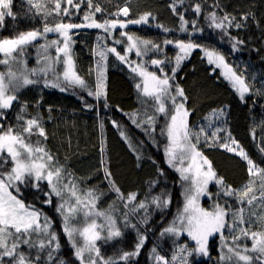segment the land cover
<instances>
[{"label": "trees", "instance_id": "obj_1", "mask_svg": "<svg viewBox=\"0 0 264 264\" xmlns=\"http://www.w3.org/2000/svg\"><path fill=\"white\" fill-rule=\"evenodd\" d=\"M37 3L41 5L40 10L34 7ZM77 4L79 8L76 7ZM173 4L176 5L175 12L171 7ZM196 4L201 6L199 14L195 12ZM97 5L102 9L101 12H95ZM124 7L129 8L127 17L122 13L115 15ZM10 8L12 15H6L0 24V39H11L27 31H43L45 23L49 27L60 22L86 24L91 21L84 20L85 14L93 12L94 19L101 23L105 19H119L127 23L128 20H137L145 13H151L147 23L127 24V27H117L110 33L97 28L72 29L69 35L75 70L86 81L87 88L66 86L63 80L56 81L53 73H49L47 77L37 73L30 76L37 83L11 91L9 95H16L17 100L10 108L0 109V125L4 131L10 127L19 131L28 119H40L45 136L38 135V130H35L30 137H26V142L45 148L55 158L56 164L64 170L63 183L72 181L78 189V195L83 197L84 193L93 191L98 197L95 200L96 210L111 215L122 233L114 239L101 237L96 241V247L104 259L112 258L116 264H156L151 254L155 247L157 253L171 264V257L180 245H187L190 250L195 249V241L186 232L178 237L171 234L161 236V232L183 209L187 183L181 180L180 173L176 171V167L184 165L177 163L176 167L170 166L165 155L169 141L166 131L162 134V130H166L170 115L174 112L172 101L165 98L168 116L158 113L155 101L143 95L141 89H137L136 85L142 84L143 78L133 68L142 65L158 76L163 77L166 74L171 77L172 68L177 67L175 57L180 51L175 42L191 41L201 45L193 49L179 64L175 78L170 81L172 89L169 96L176 94L177 85L183 89L187 99L177 97L176 103H183L188 111L189 129L199 132L204 128L207 133V136L203 133L200 135L197 150L211 162L217 177H222L225 185L242 189L249 181L247 161L237 154L239 149L237 152H229L220 145H231V141L227 139L230 134L249 158L260 168H264V152L260 150L264 148V84L258 85L264 83V0H92V8H89L88 0H73L71 5L67 0H61V9L67 8L68 14L62 11L52 12L54 0H32V3L29 0H11ZM212 12L218 17L225 14L235 17L233 26L226 25V31L212 27L208 18ZM181 14L188 21L185 25L186 31L181 30ZM245 14H249L247 20L243 19ZM192 21H196L195 26ZM235 23H240L242 27L236 28ZM121 32L134 38L150 40L159 45V50L153 49L142 56H137L135 50L125 52L128 41L121 36ZM232 37L243 41L236 45L235 50ZM52 40L63 39L47 33L46 37H39L37 43L32 42L25 46L22 54H15L16 58L23 59L28 69L42 68V57L52 56L56 52L54 47H50L45 53L40 46ZM117 40L122 43L117 44ZM165 41L173 43L167 44ZM113 47L126 56V61L119 60L110 52L101 61L99 52ZM205 48L223 55L225 62L237 74L244 76L251 92L245 94L243 101L220 71L205 60ZM154 59L164 63L153 65L151 61ZM98 63L103 65L105 77L104 94L99 97L88 94L89 91H96ZM61 66L58 65L59 71ZM161 68L163 72L160 71ZM0 73H3L2 63ZM46 79L53 83L58 82L60 86L46 87ZM61 87L66 90L61 91ZM221 109L223 114L220 113ZM20 116L23 117L22 120L18 119ZM149 116L154 117V125L146 123ZM133 118L136 123H133ZM217 129L221 131L217 132V138H213L211 134ZM121 132L124 136H121ZM192 142L196 143L195 139ZM186 162L187 160L184 164ZM11 167L7 153H0V173L9 172ZM105 167L111 173V181L120 189L119 194L111 187L110 180L105 178ZM37 183L38 188L35 186ZM18 187V193L10 189L13 195L25 205L39 210L41 223L45 216L51 221L50 231L56 234L60 245L53 253L52 261L48 260L47 248L39 249V241L47 240L44 234H33L30 240L36 246L21 244L18 251L28 256L33 264H60L61 260L64 264H80L75 256L76 249L63 230V216L57 210L64 201H68L65 204L66 210L68 206L75 204V200L67 192L63 194V199L55 195H45L50 193L46 180L37 182L34 178L26 179ZM207 191L212 195L202 197L200 205L203 208L211 210L214 203L219 202L229 209L227 223L231 226V213L243 207L244 223H238L235 231L226 227L223 230V241L219 233L213 234L208 239V255L193 251L192 255L187 256V264H235V259L222 261L221 255L228 252L229 247L236 248L237 245L240 249L245 246L251 248L250 236H241L239 241H234L233 237L240 236L241 229H247L249 234L264 232V222L260 219L264 217V207L259 203L240 204L235 196L225 195L221 186L214 181L208 184ZM132 193L136 194V199L129 202L127 197ZM164 194L165 198H170V203L161 209L152 203V199ZM255 194L258 196L259 192ZM48 199H51V203L46 202ZM140 202H144L146 207L139 208ZM82 221L83 214L79 212L74 217L72 226L77 228ZM139 235L146 237L139 255L126 262L119 260L123 252L135 250ZM75 242L77 246L84 243L77 235ZM224 243L228 244L227 248H223ZM247 254L252 255L254 260L257 255L251 252ZM2 264H10V258L3 257ZM84 264H88L87 253ZM175 264H180V261L177 260ZM256 264H264V261Z\"/></svg>", "mask_w": 264, "mask_h": 264}, {"label": "snow or ice", "instance_id": "obj_2", "mask_svg": "<svg viewBox=\"0 0 264 264\" xmlns=\"http://www.w3.org/2000/svg\"><path fill=\"white\" fill-rule=\"evenodd\" d=\"M32 3V0H29ZM68 4H72L73 0H67ZM11 0H0V24L4 21L5 16H11ZM89 8H92V0H88ZM34 7L37 10L41 9L39 3L35 4ZM79 8V5H76ZM173 12L176 11V5L172 6ZM68 14V9H61V0H54V8L52 12ZM102 9L97 5L95 7V12H101ZM201 11L200 4L195 5V12L199 14ZM95 12L91 14H85L84 20L91 21L86 24H73V23H56L54 26L49 27L45 23L43 31L33 30L22 32L14 38L11 39H0V53L4 54L5 59L0 60V63L9 64L11 60L16 59V55L23 53L25 46L36 41L38 37H46L47 33L54 32L58 33L59 36L63 37V40H52L46 42L40 47L47 53L50 47L55 48L56 56L50 57L45 55L42 57V62L44 67L36 69H28L26 64L21 61H17L22 64V70L17 73L9 68L7 73H0V109H8L12 106L13 102L17 100L16 95H9V91L18 90L20 87L27 86L30 84L37 83V80L31 79L30 76L37 75V73L47 77L49 72L55 75L56 81L63 80L66 86H79L81 88H87L86 81L82 79L75 70V64L71 54V36L70 31L75 28L87 27V28H97L103 29L105 33H110L111 30L127 27V24H140L147 23L151 13H145L140 16L137 20H128L127 23L117 20H107L105 19L102 23L97 22L94 19ZM127 17L129 15V8L124 7L119 10L115 15L120 14ZM51 15L52 13H47ZM249 14H245L243 19L247 20ZM211 20V26L217 29H225L227 27L233 26L235 17L225 14L222 17H218L215 12L209 14L208 17ZM181 20V30L186 31L185 25L188 21L184 20V16L180 15ZM195 26L196 21L191 22ZM236 28L242 27L240 23H235ZM157 27H162L157 25ZM168 31V29H164ZM121 36L126 37L128 44L125 52H131L135 50L137 56L146 55L148 51L153 49L159 50V45L154 44L150 40H143L140 38H134L126 32H121ZM98 39H101L98 37ZM235 41L233 44V49H236L237 44H242L243 41L237 40L232 37ZM117 44L122 43V41L117 40ZM167 44L173 43L172 41H165ZM176 45L179 48V54L175 57L177 67L172 68V76L164 75L163 77L156 75L155 72L147 71L142 65H137L133 68L134 72H137L142 78L143 83L137 84V89H141L143 95L151 97L157 107L156 111L158 113H163L165 116L169 115V111L165 105V98L172 101V107L174 112L170 115V121L166 126V130H162V134L166 131L168 138V145L165 148V155L167 162L170 166L176 167L177 163L183 165L185 160L190 161L188 167H176V171L180 173L182 181L187 182V187L185 188L184 196L185 202L182 211L178 212L177 216L174 218L173 222L166 227L162 232L161 236L171 234L173 236H179L181 233L186 232L191 240L195 241L196 248L190 250L187 245H180L178 251L171 257V264H175L177 260L180 264H187V256L192 255L193 251L197 254L208 255V239L215 233L221 235V240L223 241V230L229 227L231 231H235L238 223H244V208L240 207L236 211L231 213L233 217V224L231 226L227 223V217L229 216V209L220 204L219 202L214 203L211 210L205 209L200 206L199 198L202 195L211 196L208 193L207 186L210 181H214L217 185L221 186V190L227 196H235L240 204L253 205L254 203L261 204L264 207V168H260L252 159L249 158L248 154L241 148L238 142L229 136V143H222L220 147L227 149L229 152H237L248 165L249 181L243 186L242 189H233L231 185H225L222 177H217V174L212 168L211 162L208 161L206 157L203 156L201 152L197 150V144L199 143V137L205 133L204 128H201L199 132H193L189 129L187 117L188 111L185 109L183 103H176L177 97H181L184 100L187 99L184 95V91L178 85L175 88V95L169 96L170 90L172 89L171 80L175 78V73L179 64L191 54L192 50L201 47V45L195 44L191 41H176ZM62 44V46H61ZM205 54L208 57L209 63H215L217 67L226 69L223 75L232 83L233 88L236 89L239 94L240 99L243 101L245 94L251 92L249 84L246 82L242 74H237L226 62L225 57L216 53L214 51H209L207 48L204 49ZM114 53L117 58L121 61H126V56L121 55L117 52L116 48H110L106 51H100L99 56L101 61L107 58V53ZM41 61H38L40 63ZM153 65H162L164 61L162 60H152ZM62 64L63 73L61 75L56 74L55 65ZM163 72V68L160 69ZM104 71L103 65L98 63L97 65V86L96 91L93 93L89 91V95H96L99 97L103 95L104 84ZM45 86L59 87V83H53L51 80H45ZM66 90L61 87V91ZM90 107V106H89ZM223 114V109L220 110ZM2 114V113H0ZM215 114V113H214ZM135 116V114H133ZM18 119L22 120L23 117L20 116ZM115 124V121H113ZM133 123H136L135 118H133ZM145 123V122H142ZM149 125H154L155 119L149 116L146 121ZM140 126L139 124L137 125ZM102 127V125H101ZM35 130H38V135L45 136L44 128L41 127V121L38 117L28 119L24 125H22L19 131L9 128L7 131L3 130V126L0 125V153H7L10 158L12 167L7 173H0V264H2L3 257L10 258V264H33V262L24 253L19 252V246L21 244H27L31 247H35L30 240L33 234H44L47 240L41 239L39 241V249H48V260H53V253L59 249L60 245L57 240L56 234L50 231L51 221L45 216L43 223L40 221L41 213L39 210L34 209L31 205H25V203L18 199L16 195H13V191L19 192L18 184H22L26 179L34 178L35 181L46 180L48 182L50 193L45 195H55L63 199V194L67 192L70 198L75 199V204L67 207L65 210V204L68 201H64L58 207V211L61 212L64 222V232L68 236L69 241L72 243L75 250V256L80 260V264H84L85 254L87 253L88 264H116V261L112 258L104 259L100 255V250L96 247V241L101 239L100 229L107 228V237L105 239H114L122 235L120 229L116 226L115 219L103 212L95 211V200L98 197L95 196L94 192L89 190L84 193L81 197L78 195V189L76 185L69 181L68 183H63L64 170L62 166H58L55 162V158L43 147L33 146L32 144L26 142V137H30ZM154 130V129H153ZM217 131L212 132V137L217 138ZM121 136L124 133L121 132ZM125 139H127L125 137ZM195 139L196 143H193ZM264 152V148L260 149ZM104 148L101 147V152L103 154ZM139 159V156L137 157ZM104 161L102 160V164ZM105 178L110 180L111 187L118 194L120 189L115 186V182L111 181V173L104 169ZM37 188L39 184L35 185ZM12 189V190H10ZM259 192L257 196L255 193ZM219 195V193H217ZM166 194L162 196L153 197L152 203L158 208H166L170 203V198H165ZM120 198L123 199L122 194ZM136 199V194H129L127 200L129 202ZM51 203V199L46 201ZM127 203L125 207H127ZM139 208H145L144 202H140ZM83 212L86 224L80 229L72 226V221L74 217L79 213ZM255 215V213H252ZM92 216H103L106 223L105 225H97L95 220L92 219L91 223H87ZM127 216V214H125ZM264 222V217L260 218ZM146 222V221H145ZM127 224V220H126ZM135 227V225H132ZM79 235L84 241L82 246H77L75 242V236ZM241 236L248 238L252 241L251 248L244 247L236 248L229 247L228 254H222L220 259L222 261H233L235 259V264H256L258 261H264V232H252L248 233L247 229L240 230V236H234V241H239ZM146 237L139 235L138 242L135 246V250L132 252H123L119 256V260L128 261L131 257L139 255L140 249L143 247ZM55 245V247H53ZM256 253L255 260L252 255L247 253ZM151 254L156 261V264H170V262L164 257L157 253V249L153 247ZM39 260V256L36 257ZM60 264H64L61 260Z\"/></svg>", "mask_w": 264, "mask_h": 264}, {"label": "rangeland", "instance_id": "obj_3", "mask_svg": "<svg viewBox=\"0 0 264 264\" xmlns=\"http://www.w3.org/2000/svg\"><path fill=\"white\" fill-rule=\"evenodd\" d=\"M49 34H50V35H57V36H59L58 33H54V32H50ZM61 38L63 39V37H61ZM38 39H39V37L37 38V40H38ZM37 40H36V41H33V42H36V43H37ZM209 51H210V50H209ZM213 51H214V50H213ZM203 53H204V54H203L204 57L206 58L205 60H207V61L209 62L208 57H207V55L205 54V51H204ZM0 55L2 56V60L5 59L4 54L0 53ZM14 55H15V54H14ZM15 56H16V55H15ZM55 56H56V54H53V55L50 56V57H55ZM17 61H21L23 64H25L24 60H23V59H20V58H16L15 60H11L10 63L7 64V65L2 63V65H3V73H7L8 70H9V68H11V70L14 71V72L19 73V72L22 70V64H21V63H18ZM210 64H212L215 68H217V69L220 71L221 75L225 78V80L228 81V82L231 84V86H232L231 81H229V80L223 75V73L226 71V69L221 68V67H217V65H216L215 63H210ZM58 65H59V64L55 65V68H56V74L62 76V73H63V66H61L62 69L59 71V70H58ZM60 65H62V64H60ZM38 69H39V68H38ZM49 73H51V72H49ZM61 80H62V79H61ZM263 84H264V83H258L259 86H260V85H263ZM232 87H233V86H232ZM235 90H236V89H235ZM10 93H11V91H9L8 94H10ZM189 162H190V161L187 160V162H186L185 164H183V165H184L183 167H188V163H189ZM210 182H211V181H210ZM210 182H209V184H210ZM186 183H187V182H186ZM207 187H208V186H207ZM204 196H205V195H202V196L199 198V203H200V204H201V199H202V197H204ZM71 199H74V198H71ZM74 200H75V199H74ZM200 206H201V205H200ZM201 207H202V206H201ZM95 211H96V212H99L98 210H96V207H95ZM80 213L83 214V212H80ZM92 219L95 220V222H96L97 225H105V223H106V221H105V219H104L103 216H92L91 219L87 221V223H91V220H92ZM85 224H86V221H85V218H84V215H83V221H82V224H81L79 227H77V228L82 229V228L85 226ZM100 235H101V237H107V228H106V227L100 229ZM77 236H78V238H79L81 241H83L82 238L79 237V235H77ZM83 242H84V241H83ZM223 246H224L223 248H227V247H228V244L224 243ZM222 253H223V252H222ZM224 254H228V252L225 251ZM224 262H228V261H224Z\"/></svg>", "mask_w": 264, "mask_h": 264}]
</instances>
